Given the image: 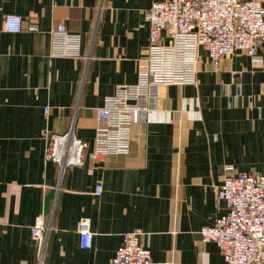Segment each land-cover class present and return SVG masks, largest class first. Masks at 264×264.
<instances>
[{
  "label": "crops",
  "instance_id": "0c3cea01",
  "mask_svg": "<svg viewBox=\"0 0 264 264\" xmlns=\"http://www.w3.org/2000/svg\"><path fill=\"white\" fill-rule=\"evenodd\" d=\"M153 1L0 0V264H37L39 247L43 264H109L134 231L155 264H223L199 231L224 213L214 199L226 167L264 175V45L259 65L235 52L217 70L200 50L196 85L161 90L156 109L166 112L131 128L127 156H90L97 109L136 82ZM8 15L21 18V33L4 32ZM58 25L81 37V57L50 56ZM69 128L88 149L59 178L44 159L46 137ZM38 216L49 228L40 246L31 237Z\"/></svg>",
  "mask_w": 264,
  "mask_h": 264
},
{
  "label": "built area",
  "instance_id": "2783aa9c",
  "mask_svg": "<svg viewBox=\"0 0 264 264\" xmlns=\"http://www.w3.org/2000/svg\"><path fill=\"white\" fill-rule=\"evenodd\" d=\"M148 29L144 57L139 60L136 82L118 85L96 111V127L90 156L97 160L107 156H127L131 128L147 122L159 110L157 101L167 87L195 86L200 50L214 70L232 53L243 52L254 65L262 61L257 49L264 45V7L261 0H154L143 15ZM8 34L22 32V20L15 15L4 19ZM28 32L36 27L29 26ZM50 56L81 57V37L70 34L63 25L50 31ZM47 113V110H45ZM88 144L72 128L63 135H48L44 159L65 171L81 167ZM97 185L94 195L100 196ZM214 203L224 213L212 226L199 231L203 243H215L223 264H264V175L234 172L226 167ZM49 228L42 216L35 218L31 237L40 246ZM80 246L91 247V224L81 219L77 229ZM140 231L125 233L109 264H155L142 245ZM37 264H43V249L38 248Z\"/></svg>",
  "mask_w": 264,
  "mask_h": 264
}]
</instances>
